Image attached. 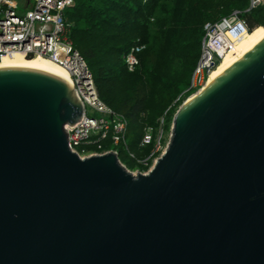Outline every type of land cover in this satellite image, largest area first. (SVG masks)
<instances>
[{"label":"water","instance_id":"obj_1","mask_svg":"<svg viewBox=\"0 0 264 264\" xmlns=\"http://www.w3.org/2000/svg\"><path fill=\"white\" fill-rule=\"evenodd\" d=\"M82 109L59 73L0 66V264H264V36L144 171L72 151Z\"/></svg>","mask_w":264,"mask_h":264},{"label":"trees","instance_id":"obj_2","mask_svg":"<svg viewBox=\"0 0 264 264\" xmlns=\"http://www.w3.org/2000/svg\"><path fill=\"white\" fill-rule=\"evenodd\" d=\"M246 6V0H73L65 8L68 36L98 97L126 120L127 154L114 148L126 168L147 169L157 152L150 153L153 140L139 143L143 128L150 125L154 132L162 117V129L169 130L177 106L196 90L189 82L203 23L238 9L248 32L264 27V4L244 11ZM134 44L143 47L129 70L124 55ZM101 142L102 149L113 148L107 139ZM145 157L147 165L139 162Z\"/></svg>","mask_w":264,"mask_h":264},{"label":"built area","instance_id":"obj_3","mask_svg":"<svg viewBox=\"0 0 264 264\" xmlns=\"http://www.w3.org/2000/svg\"><path fill=\"white\" fill-rule=\"evenodd\" d=\"M72 2L73 0H30L23 8L16 0H0V57L13 53H21L26 57L39 55L66 69L69 83L83 107L80 119L73 122L72 126L64 125V129L69 131L67 145L78 155H85L107 150L102 149L103 139L111 144L123 141L126 120L98 97L85 61L72 46L68 36L69 23L64 14L65 8ZM258 4H264V0H248L244 11ZM240 13L238 9H232L217 20L203 23L199 53L191 71L189 86L197 87L201 84L221 53L230 49L232 41L228 33L234 37L248 30V23ZM142 47L143 44L129 47L124 55L127 69L131 70L137 63L136 52ZM86 109L100 114L89 115ZM162 134V117H159L154 132L150 125L143 128L139 143L146 144L153 140L150 153L156 152L160 147ZM86 145L93 147L86 149ZM108 149L116 153L114 148ZM148 158H142L139 162L147 165ZM151 160H154L153 156Z\"/></svg>","mask_w":264,"mask_h":264},{"label":"bare ground","instance_id":"obj_4","mask_svg":"<svg viewBox=\"0 0 264 264\" xmlns=\"http://www.w3.org/2000/svg\"><path fill=\"white\" fill-rule=\"evenodd\" d=\"M248 31L249 30L242 31L238 36L234 37L228 33L230 36L229 39L232 41L230 49L221 53L218 61L208 70L204 81L200 84L201 86L199 85L200 88L197 91L212 81L217 75H219L224 69H226L239 56H241L246 50H248L264 36V27L255 28L251 32ZM0 66L30 67L35 69L52 70L62 75L66 81L69 82L68 73L64 67L46 57L39 55L31 57L23 56L21 53L2 55L0 57ZM197 91L187 96L179 105V108L186 104Z\"/></svg>","mask_w":264,"mask_h":264},{"label":"rangeland","instance_id":"obj_5","mask_svg":"<svg viewBox=\"0 0 264 264\" xmlns=\"http://www.w3.org/2000/svg\"><path fill=\"white\" fill-rule=\"evenodd\" d=\"M17 2H18V4L19 5H21L23 8L24 7H26L28 4H29V2H30V0H16ZM248 2V0H246V3ZM202 83V82H201ZM200 85V84H199ZM199 85H197V90L200 88V86ZM195 88V89H196ZM195 92V91H194ZM193 92V93H194ZM185 100V99H184ZM183 100V101H184ZM86 113L87 114H89V115H93V116H98L100 113L98 112V111H95V110H89V109H86ZM125 134V138H126V140H128V138H129V136H127V133H124ZM167 136H168V130H163V134H162V137H161V141H160V147H159V149L156 151L157 153L155 154V155H153V158L156 156V155H158V153L162 150V148L164 147V144H165V142H166V139H167ZM111 146L113 147V148H115L116 150H118L119 151V153H120V156H123L124 154H127L126 152H127V150H126V148H125V146H124V143L120 140L117 144H111ZM150 163H152V160H151V162ZM149 166H150V164H149ZM148 166V167H149ZM131 171H135V169H133V170H131Z\"/></svg>","mask_w":264,"mask_h":264}]
</instances>
